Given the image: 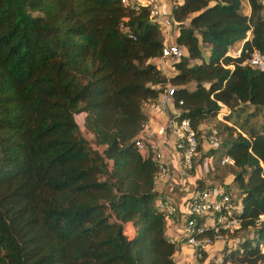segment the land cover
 Returning a JSON list of instances; mask_svg holds the SVG:
<instances>
[{"label": "trees", "instance_id": "trees-1", "mask_svg": "<svg viewBox=\"0 0 264 264\" xmlns=\"http://www.w3.org/2000/svg\"><path fill=\"white\" fill-rule=\"evenodd\" d=\"M170 4L183 53L166 78L154 62L164 37L143 4L0 0V264H175L156 205L157 166L135 144L145 106L169 84L171 118L188 119L197 136L221 106L250 105L264 116V70L243 63L253 49L264 53V4ZM239 43V57L226 54ZM230 118L220 157L234 159L247 229L264 213V119L243 132ZM242 246L223 263L198 261L264 263L258 244Z\"/></svg>", "mask_w": 264, "mask_h": 264}, {"label": "built area", "instance_id": "built-area-1", "mask_svg": "<svg viewBox=\"0 0 264 264\" xmlns=\"http://www.w3.org/2000/svg\"><path fill=\"white\" fill-rule=\"evenodd\" d=\"M121 2L131 7L138 4L148 7L149 20L158 25L164 37L161 54L155 59L157 65L166 60L174 61L181 57L183 48L175 42L170 43L166 40L172 29L173 21L171 13L164 10L162 0H142L137 3L133 0H121ZM260 2L264 4V0H260ZM242 45L239 44L237 48L232 46L226 54L239 57L242 52ZM243 63L252 68L264 70V53L253 49ZM172 92V87L166 84L157 98L146 104L147 119L143 122L141 130L135 138L136 146L144 152H150L151 159L157 166V184L169 177L170 169L162 150L153 138L154 130L151 117L164 114L167 110H172V114L177 113ZM171 128L174 135L172 151L176 154L179 164L178 174L181 178H185L196 167L197 159L195 160V158L199 153V147L212 149L220 143L219 130L216 127H209L205 136L202 133L197 136L188 119L174 120ZM220 163L221 165H235L234 159L230 156H223ZM156 192V205L165 214L166 228L167 224L176 219L182 225L180 226L181 235L178 237L167 235L169 241L175 243L176 247L180 245L189 246L192 257L196 261L202 258L204 254L207 257L209 249L213 245H219L220 257L216 260V263H223L230 253L242 254L245 249L242 244L247 243V241L258 244L264 253V231L262 233L258 231V228L264 225V213L259 214L256 218L255 227L250 226L247 229H242V220L239 217L241 207L238 198L234 197L229 191L227 192L226 188H219L218 185H205L195 196L186 199L181 208L163 193L157 190ZM225 264L235 263L226 260Z\"/></svg>", "mask_w": 264, "mask_h": 264}, {"label": "rangeland", "instance_id": "rangeland-1", "mask_svg": "<svg viewBox=\"0 0 264 264\" xmlns=\"http://www.w3.org/2000/svg\"><path fill=\"white\" fill-rule=\"evenodd\" d=\"M133 1L137 3L142 0H133ZM243 4L246 5V2H243ZM34 14H38V13H34ZM170 32L172 31L170 30ZM238 46L239 44H235L233 48H237ZM207 55H208V49L203 48V59L205 61L207 60ZM201 61L202 60H192L191 63L192 64L200 63ZM154 62L157 63L156 60ZM172 63L173 61L166 60L165 62H161L158 65L159 68L162 70V74L166 78H168L169 74L164 72H167V69L169 70V68L172 67ZM240 108L243 109V111H240ZM231 111L227 113V107L221 106V109L219 110V112L215 117H211L203 121V123L200 126L202 135L205 136L209 127L221 126L222 129L220 133L221 141L220 143L217 144V146L213 147L212 149H208V148L204 149L203 146H200L199 153L195 158V160L197 159L195 165L197 167L198 173L201 174L202 171L203 178L201 179H203L205 185L208 186L218 185L219 188L224 187L228 189L229 192L232 193L234 197L238 198L237 185L233 183L234 173L237 170L233 168V166L221 165L220 163L221 160L220 155L222 154V152H224L226 148L227 134H228L227 130L222 128L223 124H227V123H223V121L227 122L226 120L227 116H230L231 118L229 119V124H228L229 126H234L236 131L240 130L243 132H247L250 129H257V130L260 129L264 116L262 109L253 108L250 105L241 104L237 106L235 110L232 109ZM82 116H83L82 113H77L75 115V119L79 123L80 128L82 127L81 126ZM81 132L85 138H87L88 140H92L93 137L90 133L85 132V130H83L82 128H81ZM193 192H195L194 189ZM126 232L128 234L131 233V227L129 225L126 226ZM218 249H219V245H213L209 249V253L207 254L208 256H211L213 258V261L215 263L216 260H218V258L220 257V251ZM190 256L192 258V254ZM195 263L200 264L201 262L197 260Z\"/></svg>", "mask_w": 264, "mask_h": 264}, {"label": "crops", "instance_id": "crops-1", "mask_svg": "<svg viewBox=\"0 0 264 264\" xmlns=\"http://www.w3.org/2000/svg\"><path fill=\"white\" fill-rule=\"evenodd\" d=\"M162 1L164 10L168 13H171L170 0ZM244 12H249V6H247V4H244ZM171 31L172 32H170L168 37L166 38V40L170 41V43L174 42L176 36V29L174 27L171 29ZM173 72H175V69L172 66L171 68H169V70L167 69V72L164 73L170 74ZM171 111L172 110H167L164 114H158L151 117V124L154 130L153 138L158 143L160 150H162L164 158L168 163V167L170 169L169 177L165 181L158 183L156 186V190L163 193V195L168 197L178 207L181 208L186 199L195 196L199 191L200 188L196 186L201 183L200 179L203 178V174L202 171L201 174L198 173L197 167H195L194 172H191L185 178H181L179 176V164L177 156L172 151L174 135L172 133L171 124L174 122V120L173 118H171ZM193 189L195 192H193ZM180 226L182 225L177 222V219L167 224V228L165 231L166 235L174 237L180 236L182 233ZM190 253L192 254V251L189 246H178L173 255L174 263L194 264L196 260L193 257L191 258Z\"/></svg>", "mask_w": 264, "mask_h": 264}]
</instances>
